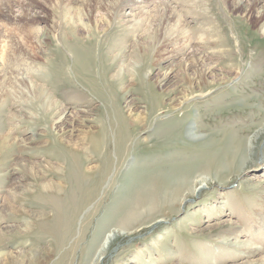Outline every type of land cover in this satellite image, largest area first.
<instances>
[{
    "label": "rangeland",
    "instance_id": "374dc122",
    "mask_svg": "<svg viewBox=\"0 0 264 264\" xmlns=\"http://www.w3.org/2000/svg\"><path fill=\"white\" fill-rule=\"evenodd\" d=\"M132 1L136 5L132 9L124 7L123 14L115 19L106 35L93 43L97 63L100 48L107 47L114 34L120 36L132 30L127 32L126 39L119 38L125 42L116 54V71L106 81L117 84L120 72L123 76V66L136 67L130 74H124L123 88L115 85L112 93L113 86L108 89L109 86L101 84L104 80L100 81L97 73L94 81L89 75L79 74L75 59L59 45V40L48 35L53 42L50 46H59L66 65L63 77L46 69L43 77L48 84L47 95L59 104L55 112L62 108L67 112L47 142L37 138L28 142V148L41 151L46 142L49 151L58 154L62 149L66 151L62 147L68 146L70 141L84 137L83 149L78 150V154L93 176L90 173L79 175L73 165L69 167L71 161L67 160L68 165L61 163V168L47 178L56 185L50 195H40L32 189L34 193L29 198L22 196L21 202L14 204L18 212L12 213L6 208L10 196L6 191L18 186L17 182L22 179L20 175L11 174V168H5L2 172L7 181L0 189V264L11 261L7 254L13 260L9 264H264V222L259 219V215H264V33L257 30V20L244 14L245 9L253 8V0H242L241 9L236 10L230 7L228 0H145L144 4L141 0ZM8 2L15 1L0 0V20ZM17 2L19 4H11V14L15 15L16 25L23 32L44 28L58 16L57 11L38 4L32 7V0ZM24 10L40 13L46 16L45 20L32 22L29 16L27 19L17 16ZM166 10L175 12V18L179 16L175 25L172 22L168 27L169 31L166 27L168 35L176 33L173 26L179 32L185 27L189 41L185 52L172 59L164 58L167 53L162 49L161 40L150 39L158 28L159 16ZM101 12L96 9L94 16ZM135 23L137 26L132 29ZM114 27L124 32L113 31ZM35 36L40 40L45 37L39 32ZM40 49L48 50L43 45ZM7 53L8 56L0 60V70H3L0 74H3L0 77V100H3L0 129L4 135L13 134L20 140H28L33 133L43 134V130L49 129L52 118L42 116L38 103L32 100L36 88H26L18 82L20 77L28 82L22 69L23 61ZM198 56L205 60L196 61ZM111 58L105 59L106 66L112 64ZM15 62L22 66L18 72L11 73L7 66L6 69L2 66V63ZM230 64L237 65V71ZM98 66H95L96 72H99ZM208 66L213 67L206 76L211 84L199 92L202 97L171 107L170 101L191 85L197 92V69ZM30 82L39 84L33 79ZM58 84L67 85L59 89ZM150 101L155 102L154 105ZM130 112L146 116L145 121L132 128L130 121L134 119L129 117ZM189 123L207 139L189 140L184 134ZM58 138L63 140L62 147L53 143ZM233 154L237 156L229 174L220 179L212 178L193 195L182 192L181 198L185 199L172 206L164 204L158 195L157 200L155 197L159 201L157 208L145 211L129 225V230L121 231L116 227L125 215L120 201L126 196L134 197L139 187L151 186L153 191L154 179L163 177L176 185H183L187 180L186 183L195 184L197 188V178L203 175L210 158L219 155L227 163ZM31 156L33 158L25 156V159L39 164L46 161L41 155ZM46 156L51 158L49 153ZM9 204L12 205L10 200ZM24 210L33 213L34 218L22 213ZM54 217L56 222L58 220L57 227L60 224L55 231L57 235L45 234L43 231L47 229L42 223L49 224ZM25 221L30 222L28 231L24 228ZM228 225L239 230L237 238H220V228ZM113 232L116 238L99 257L98 247L107 234ZM140 251L144 253L142 257L137 254Z\"/></svg>",
    "mask_w": 264,
    "mask_h": 264
},
{
    "label": "bare ground",
    "instance_id": "6f19581e",
    "mask_svg": "<svg viewBox=\"0 0 264 264\" xmlns=\"http://www.w3.org/2000/svg\"><path fill=\"white\" fill-rule=\"evenodd\" d=\"M14 1L15 2H12V3L19 4L17 2V0H14ZM143 1H145V0H141L142 4H144ZM228 1L230 3V7L233 10H236L239 8L241 9L242 0H228ZM81 3L78 0H32V7H34L35 5L38 4V6L43 7L44 9H48L51 11L52 10L57 11L58 16L54 17L53 20L50 22V24L44 28H41L39 30H37L35 28L30 29V30L24 29V32L21 31L17 27L16 19L14 17L15 15L11 14L12 10H11V4H9V2L6 4V6H5L6 8L3 10L4 11L3 19L0 20V60L2 62L3 57H5V55H7L8 54L7 52L9 51V52H11V54L14 56V58L16 60H18L19 62L21 60L23 61V64H22L23 68H22V66L19 67L20 64L16 63V62L13 63L12 65H9V64L5 65V63L4 64L2 63V66H4V69H6V66H7L8 70H11V73L18 72V69H20V68L23 69L24 76H26V78L28 77V82L26 83L25 78L24 77L21 78L19 75H18L20 77L19 80L17 78L18 82H20V84L24 85L26 88L29 86H30V89L36 88V90L34 89L35 91L33 93V97L31 96L32 100L34 99V101L36 103H38L39 109H41L42 116L52 118V121H51L52 125L50 126L49 129L47 128L46 130H43L44 131L43 134L42 133H38V134L33 133V136L28 140H20L17 137L13 136V134L4 135L2 133L3 132L2 129H0V189L3 188L4 183L7 181V177H6V175L3 174L2 171L6 170L8 168H11V174H16L18 176L20 175L21 179H22V180H19L17 182L18 186H14L12 188L9 187L6 191L7 194H10V196L8 197V199L10 200V203L12 202V205H11V204H9V200H8L7 201L8 203H6L7 204L6 208L8 211H10L12 213L18 212V210L14 206V204L20 203L22 200V196L28 197V196L32 195L34 193V192H32V189H34L40 195H44V196L50 195L49 193H51L53 190L56 189V185L53 182L47 180V178L49 176H51V173H53L54 170H58L61 168L60 167L61 163H66V165H68L69 163L67 160H70L71 163L69 164V167L71 165H73L75 170H77L79 175H81L80 173H83L84 175H86L87 173H90L89 170L87 169L88 170L87 171L85 169V167L83 166L82 159L80 158V155L78 154V152H79L78 150L83 149L82 145L85 142L84 137L80 136L73 141H70L68 139L70 142L67 144L68 146L65 145L64 147L61 146L63 144V140L61 141L58 138V141L55 140V142H53V143L60 145V147H62L66 150V151H63V149H62V151H60V153L58 152V154L52 153L51 151H49V147L48 146L46 147L47 139L52 136L51 134L53 131H55V128L57 127L56 125L62 122V120L64 119V116L67 112V110L65 108H62L61 110H58L55 112V110L58 108L59 104H58V102H54V101L52 102L50 100L51 99L50 96L47 95L48 84H47V82H45V78L43 77V76H45L44 74H45L46 69L50 70L51 72H55L56 74L61 75L63 77L64 76L63 75L64 74L63 69H64V66L66 65V59L61 54L59 46H56L57 48L54 46H52V47L50 46L51 43H53V42H51V39L48 38V35H51L52 39L55 41L59 40V45L61 46V44H62L64 46L65 51L67 53H69L73 59H75V68L78 70L79 74L84 75V76L89 75L91 80L94 81L93 76H95L97 73L98 79L100 78L99 79L100 81H102V80L106 81L107 79L109 80V75L111 76V74L114 73V70H115L114 68H116L115 64H114L118 58V56H116V54H117V52L121 51V49L123 48L122 44L125 42L124 40H123L124 42L119 41V40L122 38L126 39L128 31L125 32L124 34H121L120 36H117V35H119L118 33L114 34L116 36V37L114 36V38L112 39L113 40L112 42H114V43L109 42L107 47L100 48L97 63H96V60L94 58L93 43L100 36L104 37L106 35L107 30H109L113 26V24H114L113 22L115 21V19L118 18V16L120 17L121 14H123V12H121V10H123L124 7H126L127 9H132L136 4H134L132 0H82ZM260 5H264V0H253V8H251V10L245 9L244 14L247 18H250V19L254 18L255 20H257L258 21L257 30L260 33H264V9H263L264 7L263 6L261 8L258 7ZM161 7H164V6H161ZM137 8H139V10L142 9L141 6H137ZM168 8H169V6L166 7V9H168ZM96 9L102 10L101 14H99L98 16H94V11ZM158 13H159V10H158ZM18 14L19 15H17V16L22 17L23 19L24 18L27 19L28 16L31 17L30 19L32 22H38L41 20H45L44 18L46 17V16H41L40 13L33 12V10L31 13L24 10ZM157 15L159 16V14H157ZM159 17L160 18L158 21H160V22H159L158 28L155 29V32L152 34L150 39H152L153 42H156V41L160 42V40L163 42L162 43L163 45H161L163 47L162 49H164V51H166V53H167L166 57L164 55L165 59H172V58H175L177 56L182 55L185 52L187 46L189 45V41L187 39V31L184 30L185 27L183 30L181 28V32H179V31H176L177 29H175V26H173L172 30H173V32H176V33H172V34L168 35V32H166V27H167V31H169L168 27L170 25H172L171 24L172 22L174 24L175 20L178 19L179 16L177 18H175V12L171 13L169 10H166V13L163 16H159ZM182 22H180V23H182ZM132 26H133L132 29H135V26H137V25L135 23V25H132ZM120 27H122V26H120ZM156 27H157V25H156ZM118 28L119 27H114L113 31H117L120 33L124 32V31H122L124 29H122L121 31H118ZM131 31H129L128 33H131ZM36 32H39V35L41 34L42 36H45V37H43L44 39L40 40V38L38 36H35ZM67 36H69V38H67ZM82 37H84L85 40H82ZM42 45L47 47L48 50L47 51L41 50L40 47H42ZM156 51H158V50H156ZM109 58H111L113 60V62L109 66H106L105 59L109 60ZM204 60H205V58H203L201 56H198L196 58V61H198V62H203ZM9 61H11V60H9ZM97 64L99 65L98 66L99 72H96V69H95V66ZM230 66L233 70L237 71V65L230 64ZM135 67L136 66L131 67V66H129V64L127 67L123 66V68H121V70H123V76H124V74H130L131 72H133ZM212 69H213L212 66H208L207 68L202 69V70L197 69V72H196V80H197L196 89H197V92H195L196 90L190 88L191 86H193V85H191L189 87V89L187 88V90L182 92L177 99L171 100L169 105L171 104V107H172V105H173V107H180V105H182L183 103H185V102H187L193 98L202 97V93H199V92L203 88L208 87V85L211 84V82H207L206 76H207V74L212 72ZM1 72H3V70H0V74H1ZM8 72H10V71H8ZM119 75L121 76V78L118 79V82L116 81L117 84H114V82L111 83V81L110 82H107V81L104 82L103 81L101 84L105 85V87L109 86L108 89L111 88V86H113V89H111V93H112L115 85H118L120 87L123 86V82H124L125 77L123 78L121 72ZM2 76H3V74H2ZM2 76H0V77H2ZM221 76L223 77V72L221 73ZM224 77L226 78V76H224ZM32 79L35 81H38L39 84L38 85L32 84L30 82V81H32ZM28 84H30V85H28ZM58 85H61L58 87L60 89L61 87L66 86L67 84H58ZM158 85L160 86L161 83H159ZM160 88L162 90V87H160ZM147 91H149V90H147ZM141 93H143V91H141ZM1 96H2V94L0 95V97ZM147 98H148V96H147ZM150 98L152 99V97H150ZM2 102H3V100H0V107L2 105ZM153 103H155V102H153ZM174 105H176V106H174ZM155 106H156V104H155ZM136 113H137V111H136ZM143 114H144V112H143ZM128 115H130L129 117H132V119H134L131 121L128 120V121H130L131 125L133 123L132 128H133V126L136 127L138 125L137 123H139V124L143 123L146 119V116L144 118L140 114H135L132 112H130ZM181 122L182 121H180L179 123H181ZM98 128H99V124H98ZM125 128H126V126H125ZM100 130H101V132H103V129H100ZM126 130H127V128H126ZM125 134H126V132H125ZM184 134L191 141H200V140H206L207 139L206 137H203L200 134H198L197 132H195V127H194L193 123H189L185 127ZM37 138H44L46 140V142H45V140H43L45 142V146H41V149H40L41 151H29L28 142H30V141L32 142L34 139H37ZM93 139L95 140V138H93ZM90 140H92V137L90 138ZM61 142H62V144H61ZM94 142L95 141H93V145L95 144V146H96L97 143H94ZM43 145H44V143H43ZM49 145L52 146V142H50ZM84 145H86V144H84ZM96 147H93V148H96ZM44 148H46V149H44ZM69 148H70V150H69ZM46 150H48V151H46ZM99 151H100V148H99ZM48 153L51 154V158L46 156V155H48ZM36 154L41 155L43 157V159L46 161L48 160V162L39 161V162H41L39 164V163L31 162L33 160L30 158L25 159V156L32 157L31 155L36 156ZM221 155H223V154H221ZM236 156H237L236 154L231 155L230 160L227 163L223 162V159L219 158V155H217L216 157L213 156L214 159L210 158L209 159L210 161L208 160V162L204 166V170H203L204 173H202L203 175H199L197 178V181H198L197 182V184H198L197 188H196V186H194L195 184L193 185L191 183L190 184L186 183L187 180L183 181L186 184L184 183L182 185V183L181 184L177 183V185H176V184H171L169 182V180L164 179L163 177L162 178L156 177L154 179V182L156 181V183H154V187H152L153 191L151 189V186L146 187L143 185V186L139 187V189L136 191L134 197L126 196L125 198H122V200L120 201L121 209L122 210L125 209L123 212V214L125 213V215L123 218L124 220L118 222L116 227L119 228L121 231L129 230V225L135 219L142 216V214L145 211L146 212H150V211L152 212L153 210H155L157 208L156 206H157V203L159 201H156V200L158 199L157 198L158 195L161 196V198H160L161 201H163V203L166 205L172 206V205L177 204V202H182L185 199V198L184 199L181 198L182 192L185 191V192L193 195L199 190V188L204 187V186L206 187L207 183L212 178L220 179L224 175L229 174L231 172V170L233 169V166L235 165ZM244 162L245 161H243V163ZM58 167H60V168H58ZM70 173H72V171ZM93 173H97V171H94ZM90 174L93 176L92 173H90ZM54 177H55V175H54ZM59 177L60 176H58V178ZM89 177H90V175H89ZM18 189L19 190L21 189V190L18 191ZM152 195H155V196L152 197ZM155 197H156V200H155ZM40 198L43 199V197H40ZM152 198H153V200H152ZM39 201H41V200L39 199ZM38 207H43V206H38ZM74 209H75V207H73V210ZM40 210H45V209L40 208ZM73 210L71 209V212ZM22 213L26 214L29 218H34V214L31 213L30 211L24 210ZM41 214H37V215H39V217H42ZM119 214H121V213L119 212ZM35 217H37V216H35ZM56 217H54L53 220L49 224L42 223V226L44 228H46L47 230H45V231L41 230V231H43L45 234H48V235H55L56 229H58L60 227V224H58L59 227H57L58 220L56 222ZM259 219L264 222V215H259ZM24 226H25L24 227L25 231H28V229H30V222L25 221ZM99 229H96V230L100 231ZM23 232L24 231H22V233ZM102 232H104V231H102ZM220 232H221L219 235L220 238L225 239V240L228 238H237L239 233H240L237 228L232 227L231 225H228L226 228H224V227L220 228ZM44 233H43V235H44ZM96 234H97V232H96ZM56 235H57V233H56ZM100 235L101 234L99 233V236ZM118 235H120V234H118ZM116 236L117 235H115V232L107 234V236L103 240L102 245H100L98 247L99 248V257L103 256V254L105 252V248L116 238ZM95 239H97V237H95ZM94 243L96 244L97 242H94ZM94 243H91L90 246H93ZM142 252L143 251H140L137 253V254H139V257H142L144 255V253H142ZM5 256L7 258H9L11 261H13L12 256L10 257V255H8V254ZM13 259H14V257H13ZM135 262H138V261H135Z\"/></svg>",
    "mask_w": 264,
    "mask_h": 264
}]
</instances>
